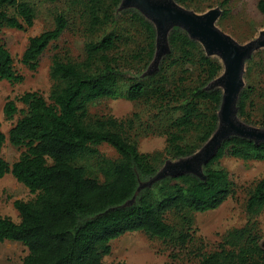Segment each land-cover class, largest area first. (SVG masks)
Instances as JSON below:
<instances>
[{
  "label": "trees",
  "instance_id": "16d2710c",
  "mask_svg": "<svg viewBox=\"0 0 264 264\" xmlns=\"http://www.w3.org/2000/svg\"><path fill=\"white\" fill-rule=\"evenodd\" d=\"M176 1L187 4L191 0ZM120 2L67 0L86 21L85 33L90 41L79 61L54 56L48 99L39 92H27L18 98L27 109L10 130L9 140L25 151L12 165L2 157L7 138L0 123V178L11 173L34 195L33 200L15 202L19 223L0 216V243L25 245L29 253L23 264H103L112 253V242L135 232L169 243L173 252L184 251L194 242L195 214L216 210L236 194V184L222 160L264 161V142L230 137L206 163L204 180L190 174L164 179L142 193L136 204L125 206L136 193L137 173L153 176L156 165L130 141L125 122L111 116L93 118L90 106L104 99L125 97L133 102H150L160 111L170 109L166 113L169 126L163 132L166 153L181 157L196 151L214 133L222 93L205 89L218 76L219 64L181 31L171 33L172 52L161 72L147 80L130 81L125 88V78L112 56L123 37L111 32L94 40L101 28L113 21ZM258 9L264 15V0H258ZM128 15L130 26L144 34L146 41L133 58L148 63L155 52L154 26L136 12ZM36 17L29 0H0V31L27 30L34 26ZM68 28V15L57 13L54 27L30 38L22 64L37 71L41 56ZM185 66L199 73L193 85H187L186 77L173 82L167 76L168 71ZM0 80L12 84L24 80L2 43ZM238 104L243 118L250 121L253 108L264 125V88L249 85ZM17 113L16 102L8 101L4 107L7 119ZM103 144L114 148L119 157L101 155L99 147ZM246 211L249 223L230 230L217 250L198 253V264H264V246L256 223L264 211V178L251 191Z\"/></svg>",
  "mask_w": 264,
  "mask_h": 264
},
{
  "label": "rangeland",
  "instance_id": "374dc122",
  "mask_svg": "<svg viewBox=\"0 0 264 264\" xmlns=\"http://www.w3.org/2000/svg\"><path fill=\"white\" fill-rule=\"evenodd\" d=\"M29 2L37 14L34 26L27 30L5 28L0 31V43L6 45L14 59L15 70L24 77L23 82L16 84L0 80V123L7 138L2 157L10 165L18 161L25 151L24 148L13 146L9 140L10 130L27 109L18 98L27 92H39L48 99L53 85L50 69L54 56L79 61L84 55L86 42L90 41L85 33L86 21L80 17V12L75 13L76 10L69 6L67 0L56 3L47 0ZM60 12L68 15L69 28L41 56L38 70H29L21 60L30 38L54 27L55 15ZM129 12L140 14L154 26L155 52L148 63L133 58L146 46V41L144 34L130 26ZM173 31H181L198 43L204 53L221 68L218 76L205 87L208 91L219 90L222 93L217 112L218 125L210 139L196 151L187 156L172 157L166 153L167 137L163 134L169 126V115L166 113L170 109L160 111L150 102H133L125 97L104 99L91 105L90 114L93 118L111 116L125 122L130 141L136 143L140 152L148 155L156 165L153 176L137 173L138 187L132 199L125 204L127 207L136 204L142 193L164 179L190 174L204 180L206 163L223 141L230 137L264 142L261 138L264 125L261 124L258 111L252 108L250 121H247L240 115L238 104L240 94L249 85L264 88V15L258 9V0H191L187 4L176 0H121L114 11L113 21L105 24L94 40H100L111 32L123 37L112 56L125 78L126 86H123L126 88L130 81L147 80L161 72L164 60L172 52L170 36ZM231 45L240 56L241 69L237 80L231 61ZM198 74L195 68L188 66L167 72L173 82L186 77L187 85H193ZM234 88L236 90L233 93ZM230 94L233 96L227 101ZM10 100L16 102L18 113L12 119H7L4 107ZM99 151L110 159L119 157L117 151L108 144L101 145ZM222 166L231 174L236 184V194L216 210L195 214L194 242L188 249L173 252L169 243L151 239L143 232L128 233L112 242V253L104 258L103 264H198V253L217 250L222 238L230 230L245 227L250 221L246 211L247 200L256 184L264 178V161L229 157L222 160ZM33 199L34 195L11 173L0 178L1 217L19 223L21 218L15 202ZM256 223L264 246V211ZM28 253L27 247L20 242H1L0 264H23Z\"/></svg>",
  "mask_w": 264,
  "mask_h": 264
},
{
  "label": "water",
  "instance_id": "95a60500",
  "mask_svg": "<svg viewBox=\"0 0 264 264\" xmlns=\"http://www.w3.org/2000/svg\"><path fill=\"white\" fill-rule=\"evenodd\" d=\"M176 15H177V17H180L182 19H186L185 17H183V16H181L179 14H176ZM230 47H231V52H232L231 61H232L233 69H234V72H235V77H236V80H237L238 76H239V73H240V69H241V67H240V56H239L238 50L234 46L231 45ZM235 90H236V88L233 89V93L235 92ZM232 96H233V94H230L227 97V101H229L232 98ZM261 138L264 140V135Z\"/></svg>",
  "mask_w": 264,
  "mask_h": 264
}]
</instances>
